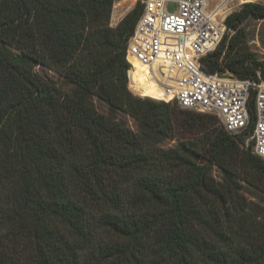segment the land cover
Instances as JSON below:
<instances>
[{
  "label": "trees",
  "instance_id": "trees-1",
  "mask_svg": "<svg viewBox=\"0 0 264 264\" xmlns=\"http://www.w3.org/2000/svg\"><path fill=\"white\" fill-rule=\"evenodd\" d=\"M114 5L0 0V264H264V204L242 187L264 195V160L246 147L254 117L229 134L164 102L129 57L131 90L149 98L132 94L127 46L143 6L112 27ZM249 18L264 20V4L227 17L207 73L264 80ZM178 127L198 133L162 147Z\"/></svg>",
  "mask_w": 264,
  "mask_h": 264
},
{
  "label": "built area",
  "instance_id": "built-area-1",
  "mask_svg": "<svg viewBox=\"0 0 264 264\" xmlns=\"http://www.w3.org/2000/svg\"><path fill=\"white\" fill-rule=\"evenodd\" d=\"M134 1L143 10L128 41L127 60L132 57L147 68L167 99L164 102L215 114L229 134L245 131L254 117L246 145L253 144V153L264 160V80L260 72L256 79H240L229 72L209 74L202 65V59L218 48L228 32L227 17L258 0H222L215 8L211 0ZM234 3V10H226ZM168 4H175L176 12H169ZM128 80L134 84L132 67Z\"/></svg>",
  "mask_w": 264,
  "mask_h": 264
},
{
  "label": "rangeland",
  "instance_id": "rangeland-1",
  "mask_svg": "<svg viewBox=\"0 0 264 264\" xmlns=\"http://www.w3.org/2000/svg\"><path fill=\"white\" fill-rule=\"evenodd\" d=\"M222 0H211V8H215L221 3ZM258 3L264 4V0H258ZM137 4H135L134 0H115V5L113 9V14L111 18V26L116 27L118 24L131 12L135 9ZM237 7V4H230L226 8V10H234ZM167 10L169 12H176L177 6L175 4H168ZM238 11V10H237ZM234 11V12H237ZM243 28L245 29L247 33V41H248V47L252 53L255 54L256 58L260 61H264V20H257L254 18H249L245 21L243 24ZM128 62L131 64V67H133L132 63L128 60ZM147 70V69H145ZM51 77H53L56 81H60V78L57 74L54 72H47ZM129 90H131V83L129 85ZM132 91V90H131ZM134 94L133 92H131ZM135 96L141 97V98H149L144 96H139L134 94ZM152 99V98H151ZM155 100V99H153ZM159 101V100H157ZM96 108L100 113H106V107L103 103H101L98 100H95ZM184 110V109H183ZM189 111V110H187ZM193 113L197 114H208L211 116V120L213 123H215V127L221 128V121L220 118L212 113H202L199 111H191ZM127 125L133 129L137 130V125L134 120H132L129 117H124ZM197 130L190 129L189 127H178L177 130V138L175 140H167L164 144H162V147L165 149L172 148L178 143V140L184 139V138H193L197 135ZM248 147V146H246ZM213 176L218 182H222V174L218 169L213 170ZM243 187V193L245 197L248 200H251L258 204H264V195L260 193L259 191L249 187L246 184H242Z\"/></svg>",
  "mask_w": 264,
  "mask_h": 264
},
{
  "label": "bare ground",
  "instance_id": "bare-ground-1",
  "mask_svg": "<svg viewBox=\"0 0 264 264\" xmlns=\"http://www.w3.org/2000/svg\"><path fill=\"white\" fill-rule=\"evenodd\" d=\"M134 61L137 62L143 69H147L146 67L142 66L137 60L134 59Z\"/></svg>",
  "mask_w": 264,
  "mask_h": 264
},
{
  "label": "water",
  "instance_id": "water-1",
  "mask_svg": "<svg viewBox=\"0 0 264 264\" xmlns=\"http://www.w3.org/2000/svg\"><path fill=\"white\" fill-rule=\"evenodd\" d=\"M223 77H225V78H226V77H229V76H228V75H224Z\"/></svg>",
  "mask_w": 264,
  "mask_h": 264
}]
</instances>
